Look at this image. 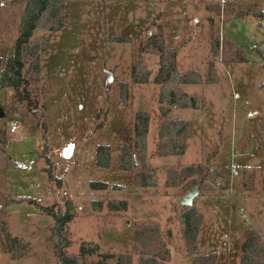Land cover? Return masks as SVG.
<instances>
[{"label":"rangeland","instance_id":"obj_1","mask_svg":"<svg viewBox=\"0 0 264 264\" xmlns=\"http://www.w3.org/2000/svg\"><path fill=\"white\" fill-rule=\"evenodd\" d=\"M67 4V24L53 34L49 50L42 53L43 72L29 87L31 100H23L1 79L21 34L22 5L7 0L0 6V105L5 107L0 118V264H59L49 239L53 217L28 199L44 205L73 201L72 241L67 247L73 255H79L83 241H97L101 252L127 254L132 264H140L135 231L149 225L152 235L161 239L151 249L163 252V241L170 252L168 264H194L196 255L211 252H217L214 264H241L247 229H256L264 240V19L254 14L264 11V0ZM159 24L167 46L177 52L179 70L195 69L203 78L181 84L189 96L198 97L199 107L174 106L167 117L160 113L161 85L154 81L159 56L142 48ZM34 33L37 41L49 36L42 28ZM217 39L219 52L213 50ZM135 63L152 71L147 82L132 80ZM122 82H128L127 102ZM35 99L39 107L32 109ZM140 109L152 115L147 164L158 168L156 186L138 184L137 174L147 170L140 162L130 169L121 167L122 146L135 141L134 121ZM177 118L192 123L187 149L161 155V123ZM72 139L79 144L74 157L67 159L61 151ZM102 143L112 146L109 167L96 163V147ZM211 154V172L221 176L202 180L194 204L203 224L199 250L194 252L179 220L181 199L194 176H182V169L206 165ZM48 166L61 179V187L44 170ZM95 180L109 186L92 188ZM112 200L128 201L127 209L112 210ZM3 228L20 238L23 256L13 258ZM101 260L88 255L86 264Z\"/></svg>","mask_w":264,"mask_h":264},{"label":"trees","instance_id":"obj_2","mask_svg":"<svg viewBox=\"0 0 264 264\" xmlns=\"http://www.w3.org/2000/svg\"><path fill=\"white\" fill-rule=\"evenodd\" d=\"M22 5L20 33L14 43V53L11 55L2 69L1 79L7 85L16 89L17 95L23 100L30 98L29 87L34 82L41 80L42 71V53L49 50L53 34L61 30L67 24L68 4L67 0H11ZM261 19H264V11L254 13ZM42 28L49 32L46 39L34 40L33 35L36 29ZM123 36H113L112 39L123 40ZM164 29L161 24L156 32L149 34L143 45V50L155 52L159 56V70L154 76V81L160 84L159 102L160 113L167 117L174 106L199 107V99L196 96H189L183 89V83H199L202 81V75L199 71L192 69L181 72L177 66V52L170 49L166 44ZM221 43L217 39L213 43V50L219 52ZM246 58L245 55L242 57ZM0 60V69H1ZM152 71L143 67L140 63H135L132 80L134 82H147L151 77ZM123 101L128 100V82H122ZM5 108V107H3ZM152 115L145 109L136 112L134 121L135 141L134 143H124L122 146L121 167L130 169L133 165L140 162L147 170L137 174V182L142 186H156L158 184L156 166H148L147 149L148 133ZM46 126V123L44 122ZM193 135L192 123L184 118L165 119L159 129V154H183L187 149V142ZM217 152V148L214 154ZM112 146L108 143H102L96 147V163L99 166L109 167L112 161ZM213 154L208 156L206 165L190 164L182 169V176H194L191 180L193 186L200 177L211 178L221 176L218 171L211 172L210 162ZM44 170L48 172L49 177L55 180L61 187L62 181L56 177L53 169L48 166ZM205 183V182H204ZM264 184V176H263ZM109 186L107 181L95 180L91 182L92 188L103 189ZM115 187L117 185H114ZM204 186V185H203ZM202 187V186H201ZM17 200V199H15ZM21 199H18L20 201ZM30 203L35 204L43 213L53 217V224L49 239L53 243L59 264H86L88 255L96 254L102 257L97 264H108L110 259L115 260V264H132V258L127 254H116L110 252H101L100 244L95 242L83 241L80 245L79 255L71 254L67 247L71 244V230L69 223L74 219L75 204L70 199L65 203L57 201L51 205H44L35 199H28ZM98 203L102 204V201ZM112 210L127 209L128 201L112 200L109 202ZM179 220L183 225V233L186 241L192 251L199 250L198 237L203 224V215L194 205L181 206ZM155 230L159 232V225H155ZM149 225L135 231L136 246L140 248V264H168L169 249L163 241L161 247L165 248L163 252L152 250L151 247L157 246L159 239L157 235H152ZM172 233L171 231H169ZM7 242H10V251L13 258H19L25 254L21 249L19 237L13 236L8 230H2ZM2 240L3 236H0ZM161 240V239H160ZM19 245L20 248L17 246ZM23 245V244H22ZM149 247V249H147ZM20 250V256L15 253ZM243 255L241 264H264V240L259 231L254 228L247 229V238L242 245ZM217 259V252L210 254H200L194 257V264H214Z\"/></svg>","mask_w":264,"mask_h":264},{"label":"water","instance_id":"obj_3","mask_svg":"<svg viewBox=\"0 0 264 264\" xmlns=\"http://www.w3.org/2000/svg\"><path fill=\"white\" fill-rule=\"evenodd\" d=\"M110 80H113V75L109 74ZM39 107V102L37 99L33 100V106L32 109H37ZM4 110L3 107L0 105V118L4 116ZM79 144L78 139H72L69 141L62 149L61 155L67 159H71L75 155L76 148ZM19 163V162H18ZM22 165L21 163H19ZM203 177H200L198 181L191 187V189L188 190L186 194L183 195L181 199V203L183 205H194L197 197L201 193V183H202Z\"/></svg>","mask_w":264,"mask_h":264},{"label":"built area","instance_id":"obj_4","mask_svg":"<svg viewBox=\"0 0 264 264\" xmlns=\"http://www.w3.org/2000/svg\"><path fill=\"white\" fill-rule=\"evenodd\" d=\"M7 4V0H0V6H5ZM13 127H11V130L12 131H14V130H16V128H17V125L16 124H13L12 125Z\"/></svg>","mask_w":264,"mask_h":264},{"label":"flooded vegetation","instance_id":"obj_5","mask_svg":"<svg viewBox=\"0 0 264 264\" xmlns=\"http://www.w3.org/2000/svg\"><path fill=\"white\" fill-rule=\"evenodd\" d=\"M29 100H31V98H28Z\"/></svg>","mask_w":264,"mask_h":264}]
</instances>
